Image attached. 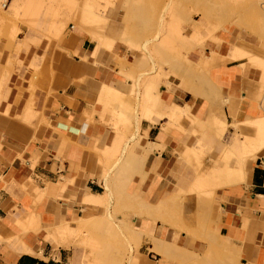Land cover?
<instances>
[{
	"label": "crops",
	"instance_id": "1",
	"mask_svg": "<svg viewBox=\"0 0 264 264\" xmlns=\"http://www.w3.org/2000/svg\"><path fill=\"white\" fill-rule=\"evenodd\" d=\"M28 2L9 0L11 18L0 22V264H98L99 250L112 243L85 232L105 222L98 217L102 214L110 219L106 227L121 235L107 257L121 264H264V146L243 166L238 162L245 137L255 143L264 135L263 24L226 23L216 33L219 41L207 40V46H199L201 54L193 55L207 63L203 77L198 78L202 67L196 65L182 77L163 78L154 122L142 118L140 125L145 84L137 74L132 127L122 124L117 130L106 123L113 120L103 103L106 86H131L133 79L119 70L123 60L132 63L142 56L119 39L125 0L109 11L107 26L99 25L106 26L110 43L101 45L92 37L97 28L91 24L92 35L70 22L58 36L64 18L54 14L66 0H43L33 13L25 9ZM193 32L189 27L187 34ZM195 34L204 37L203 29ZM238 49L241 56L235 54ZM173 104L189 109L178 121L167 116ZM213 107L223 111L227 131L237 132L238 139L189 123L188 116L213 118ZM114 137L121 139L118 163L111 162L113 151L106 149ZM228 146L233 158L225 156H232L224 151ZM131 149L139 157L133 172H126L122 165ZM202 176L198 185L205 178L226 185L200 191L212 197L211 202L203 199L209 204L198 210L209 213L206 226L192 221L175 226L154 216L158 211L152 207L190 191ZM89 193H107V209L89 202ZM119 196L136 211L122 225L112 210ZM82 217L90 220L81 228ZM183 251L195 257L185 258Z\"/></svg>",
	"mask_w": 264,
	"mask_h": 264
},
{
	"label": "rangeland",
	"instance_id": "2",
	"mask_svg": "<svg viewBox=\"0 0 264 264\" xmlns=\"http://www.w3.org/2000/svg\"><path fill=\"white\" fill-rule=\"evenodd\" d=\"M119 1L120 0H92V3L89 4L92 9L83 12L84 14L87 12L89 13L90 11L92 12L94 9L101 10L102 12H104L107 7L109 9L108 21H107L108 24L109 11L115 6V3ZM66 3L67 2L64 3V6L63 4L58 5L55 10V14L57 13L55 17L64 18L63 20L59 21L60 25L58 26L60 29L58 31L59 32L58 36H62L66 33L67 27L70 24V22H73L74 24L76 23V26H81L82 28L86 29L89 33H90L89 27L91 24L97 28L95 30L96 33H93V35L90 33L94 41L99 42L100 45L104 44L103 42H105L104 40H106L107 38V36L104 35L107 24L105 27L104 26L99 27V25L95 26L94 24L91 23V21L87 20L86 16H83L82 14H76L75 12H73L71 8H73L74 10V8L79 7L78 5L79 0H75L72 3H69V5L70 4L72 5V7H70L71 5L69 6L68 3L67 4ZM13 5L14 2L10 4L11 8L13 7ZM67 7H70V10L69 8L67 9ZM124 10L126 12L125 27L119 39L122 42H124L125 45H127V47L135 55L141 54L142 56L140 57V55H138L136 58L134 57V61L132 63H128V61L124 58L125 60H123V69L120 68L119 70L120 73H123L127 75L129 78L133 79V84L130 86V88H128L129 90L127 91L128 93L127 99L131 104L129 103H128L129 105L127 104L126 107L128 109L124 107L125 113L123 114L121 108H116L118 107V104L114 105L109 100L103 101L105 108L107 110L110 111L113 110L111 111L113 114V120L106 123L108 125H112L117 130L121 128L122 124H128L130 127H132L133 124L132 117L137 112V104H138L137 87H140L137 84L138 82L137 74H139L140 77H143L142 79H140L141 85L145 84V92L143 94V99L141 102V115L140 117L137 118V124L140 125V121L142 118H146L151 122H154L151 115L157 112L155 109L161 100L158 93V85L163 78H167L170 74H174L175 76L182 77L187 72L188 68L186 66V63L184 62H187L185 58L187 57L189 51H191L196 47L203 46L205 41L208 40L209 38L211 39L210 41L212 40L219 41L220 39L216 37L217 31L221 29L226 23L229 22H237L240 24L245 23L247 25L248 24L260 25L262 23L263 24L262 26H264V0H125ZM72 17H74V19H72ZM202 18L204 19L205 24L201 23ZM196 19L199 20L196 21ZM220 20L222 22L219 24L218 21ZM25 22L27 23V21ZM137 22H139V24H137ZM4 27L5 26L3 25L1 29H3ZM189 27H192L194 29V32L191 36L187 34ZM132 29L135 30L134 33ZM202 29H203L204 37L201 38L198 36L199 38L198 39L195 36L196 35L195 33L200 34ZM184 35L185 37H182ZM214 36L215 38H212ZM112 40L113 41L111 42V44H114V39ZM169 41H171V43ZM177 54H179L180 56ZM236 54H238V56H241L243 54V51L239 50V52ZM244 54L246 53L244 52ZM249 58L250 60L252 59V57ZM178 59L182 63H184L185 66L183 68L185 70L187 69L185 73L173 67V63L180 62L178 61ZM128 66H130L129 70H127ZM205 69H207V63L205 68H203V70L206 71ZM198 78L200 79L199 76ZM151 86L153 87L150 88ZM156 98L157 100H155ZM172 108H174V110ZM172 108L171 111L176 113V116L173 119L172 118L170 119L174 121H178L184 116V114H187L188 112V110L185 108L184 109L177 108V104H173ZM212 111L213 114L214 111L219 112L217 107H213ZM157 116L162 117L163 115L157 114ZM188 118L190 121L189 123L193 125H201V126L206 125L209 130L213 128L212 118L208 119L207 121H202L195 117L191 119L190 116H188ZM198 120L200 123H198ZM116 121L118 122L116 123ZM193 132L194 134H197L195 131ZM226 137L227 140H236L239 138L237 133L233 135V133H230L228 131L226 132ZM117 143L118 145L116 146L117 148L114 150V152H112L111 154L109 153L111 162L114 161L116 163H118L122 158L120 138L117 139ZM113 147L114 146L109 148V151H111ZM226 148L231 153V148L229 146ZM225 156L233 158L234 155L232 154V156H230L229 154L227 155L226 153ZM215 165L210 166L209 169L210 172H212L211 167ZM205 171L206 170L201 172V174L204 175ZM209 176H211V174ZM202 179H204L203 176L194 184L195 185L194 188L195 187L196 188L194 190L191 189L192 195L197 197L199 200V201L196 200V203L198 204L197 206L196 203H193L195 204L193 205L194 206L192 209L193 212L192 211L185 212V214L180 213L179 215L175 214L176 217L172 219L171 218V216L173 215L172 206L171 207L168 206L169 207L168 209H166L165 207L164 208L152 207L153 212L155 211V209L158 211L157 215L154 214L153 215L162 219L165 222H171L175 226H177L176 224L178 222L185 224V221L186 224L191 223V221L192 222L198 221L199 223L203 224L202 216L204 212L201 213V215L198 213V210L201 208L200 206H202V204L200 205V203L205 198H207L210 201L212 200V197L211 196L202 197L200 193L201 189L208 184H209L208 187L211 188V190L215 186H226V185L218 181L209 183L207 178H205L208 181L207 184L198 185V183ZM180 197L186 198L190 196L186 194L180 195V193L172 196L174 201H177V199H179ZM130 200L132 201L131 197ZM96 205L103 208L106 207L107 209L108 202L105 206L101 204L99 205L96 204ZM93 206L94 205H90V204L88 205L89 208H92ZM202 208L204 209V207ZM112 210L115 216L121 219V221L119 222L121 225L125 223L124 220L127 221L126 219H128L127 217H129V215H132V213H136L135 208L122 202L120 196L116 197L115 203L112 206ZM130 212L132 213L129 214ZM196 213H198V216L196 215ZM98 217L101 221L105 220V222L104 223L101 222V225L96 229L87 230L85 232L86 236L105 237L107 239V242L109 241L112 244L102 246L103 248L99 250L100 253L97 256L99 257V260H97V262L98 264H121V261L115 262L111 258L107 257V252L111 251V249L114 248L116 245L117 235L121 236L119 230L112 228L108 229L106 227L105 223L110 220V219L108 220L107 214H102L99 215ZM209 219H210V215L207 216L208 221ZM180 230L185 231V228H180Z\"/></svg>",
	"mask_w": 264,
	"mask_h": 264
},
{
	"label": "bare ground",
	"instance_id": "3",
	"mask_svg": "<svg viewBox=\"0 0 264 264\" xmlns=\"http://www.w3.org/2000/svg\"><path fill=\"white\" fill-rule=\"evenodd\" d=\"M43 0H29V2H28V5L26 6L27 8H25V9H27V12H29V13H33V12H36L38 9H39V6H40V4H41V2H42ZM68 0H66V2H67ZM7 3H8V0H0V22L1 21H3V20H5V18H7V16H8V14H7V12H6V6H7ZM64 3L65 2H62V4H63V6H64ZM68 3V2H67ZM66 3V4H67ZM92 3V0H79V7H76V8H74V10H73V8H71V10L73 11V12H75L76 14H82L83 16H86V18H87V20L88 21H91V23L92 24H94L95 26H98V25H101V24H107V21H108V8L106 7V9H105V11L104 12H102L101 10H93L92 12L90 11L89 13L87 12V13H85L84 14V12L83 11H86V10H91L92 8H91V6L89 5V4H91ZM65 4V5H66ZM68 5H69V3H68ZM71 5V4H70ZM69 5V6H70ZM77 5V6H78ZM93 5V4H92ZM67 6V5H66ZM70 7H72V5L70 6ZM70 7H67V9L69 8V10H70ZM66 8V7H65ZM78 8V9H77ZM97 9V8H96ZM10 11H12V10H10ZM14 13V12H13ZM57 14V13H56ZM56 14H54V15H56ZM15 15H17V14H15ZM34 16H36V15H34ZM13 17H14V15H13ZM37 17V16H36ZM8 18H11V16L9 15L8 16ZM55 18V17H54ZM53 18V19H54ZM72 19H74V17H72ZM135 19V18H134ZM137 19H138V17H137ZM142 19V18H141ZM19 20V19H18ZM137 21V20H136ZM54 22V21H53ZM134 22V21H133ZM219 22V24L222 22L221 20L220 21H218ZM134 24V23H133ZM137 24H139V22H137ZM75 25H76V23H75ZM54 26H56V24H54ZM133 26V25H132ZM139 26V25H138ZM221 28V27H220ZM136 29V28H135ZM133 30V33H134V29H132ZM132 30H131V32H132ZM126 34H127V32H126ZM125 34V35H126ZM209 36V35H208ZM182 37H185V35L184 36H182ZM217 37V36H216ZM212 38H215V36L214 37H212ZM102 40V39H101ZM170 40V39H169ZM192 40V39H191ZM204 40V39H203ZM208 40H211L210 38L208 39ZM105 41V40H104ZM173 41V40H172ZM201 41V40H200ZM102 42V41H101ZM170 43H171V41H169ZM104 43H107V42H104ZM197 43V42H196ZM204 43V42H203ZM107 44H110V43H107ZM202 44V43H201ZM208 45V42H207V40H206V42L204 43V46H207ZM108 46V45H107ZM191 46V45H190ZM201 47H203V46H201ZM239 50L241 51V49H238V50H236L237 52H239ZM180 54V53H179ZM179 54H177V55H179ZM201 54V49L199 48V47H196V48H194V49H192L191 51H189V53L187 54V59L185 58V60L187 61V62H184V63H186V66H187V68H189L190 66L191 67H193V66H196V65H200L201 67H202V70H200L199 69V71H202V72H200V73H198L197 74V76L199 75V77H203V73H204V70H203V68H205V66H206V63H204L205 61L202 59V58H200L199 60H197L193 55H200ZM236 54V53H235ZM234 54V55H235ZM182 55V54H181ZM180 56V55H179ZM236 56V55H235ZM237 56H238V54H237ZM234 58V57H233ZM178 61H180L179 59H178ZM175 62V61H174ZM184 63H182L181 61L180 62H175V63H173V67L174 68H177L178 70H180L181 72H183V73H185L186 72V70L183 68L185 65H184ZM198 71V72H199ZM188 74V73H187ZM35 76H36V74H35ZM204 78H205V76H204ZM153 83V82H152ZM124 86V85H123ZM128 85H126L124 88H123V90H118V89H116V88H113V87H111V86H106V90H105V92H107V96H106V99H107V101L109 100L111 103H113L114 105H117L118 104V107H116V108H121L122 109V111H123V114L125 113L124 111H125V108L124 107H126L127 106V104L129 103V100L127 99L128 98V96H127V91L129 90L128 88H130V86L129 87H127ZM216 86V85H215ZM153 86H151L150 88H152ZM27 88V87H26ZM33 88V87H32ZM216 88H217V86H216ZM217 90V89H216ZM215 90V91H216ZM214 91V92H215ZM218 91V90H217ZM211 93V92H210ZM219 93V91L217 92V95H221L220 93ZM216 94V93H215ZM210 96H211V98H213L214 99V96H213V90H212V94H210ZM215 97H216V95H215ZM223 98V97H222ZM28 99H30V98H28ZM155 100H157V98L155 99ZM214 100H216V99H214ZM156 102V101H155ZM154 102V103H155ZM193 103V102H192ZM129 104H131V103H129ZM128 104V105H129ZM146 105V104H145ZM188 106V105H187ZM185 107V106H184ZM191 107V106H190ZM127 108V107H126ZM171 108V107H170ZM177 108H179V109H184L183 107H181V106H179V105H177ZM185 108H187V107H185ZM189 108V107H188ZM128 109V108H127ZM173 110H174V108H172ZM119 110V109H118ZM189 110V109H188ZM111 111H113V110H111ZM116 111V110H115ZM127 111V110H126ZM128 111H130V110H128ZM169 111V110H168ZM162 112V111H161ZM158 113H160V112H158ZM162 114V113H161ZM117 115V114H116ZM164 115V114H163ZM167 116H169L170 118H174L175 116H176V113H174L173 111H169V112H167ZM119 117V116H118ZM117 119V118H116ZM115 122V121H114ZM118 121H116V123H117ZM198 123H200L199 122V120H198ZM212 126L213 127H215L216 128V134L218 135V136H222L226 131H227V128H228V122H227V119L225 118V116H224V113L222 112V111H220V112H216V111H214V114H213V118H212ZM236 126V125H235ZM237 128V127H236ZM214 129V128H213ZM237 133V132H236ZM115 138V137H114ZM113 138V141H112V145L111 146H107L106 147V149H108L109 150V148H111L112 146H114L113 148H112V151L114 152V150L117 148L116 146L118 145V143H117V139L118 138H115L114 139ZM252 137H250V136H246L245 137V139H246V141L244 140V142H246L245 143V149H244V156H243V159H238V162L239 163H241V165L243 166L246 162V158H248V157H250L251 155H253V154H256L260 149H261V147L262 146H264V135L262 136V137H260V138H258L259 140L257 141V142H250L252 139H251ZM137 144H138V142L137 143H135V145H136V147H137ZM134 145V146H135ZM135 147V148H136ZM134 148V147H133ZM134 148V149H135ZM103 150V149H102ZM101 150V151H102ZM107 150V151H108ZM106 151V153L107 154H109L108 152ZM224 151H226V152H229V150L227 149V148H225V150ZM130 155H129V157L130 158H128V156L126 157V159H125V161L122 163L123 165L122 166H124L125 168H126V172H128L127 171V169L129 170V169H131V171H132V169L133 168H131V167H133L134 166V161H135V163H136V160H137V157H139V156H136V154L133 152V150L131 149L130 151ZM104 153H105V151H104ZM105 153V154H106ZM138 154V153H137ZM232 154V153H231ZM136 158V159H135ZM141 158V157H140ZM142 161H140V163H141ZM143 164V163H142ZM133 165V166H132ZM121 166V167H122ZM125 168H123L122 167V169H125ZM121 169V170H122ZM122 172L124 173V171L122 170ZM122 172H120L121 174H122ZM133 172V171H132ZM128 174V173H127ZM121 176H123V175H121ZM122 178V177H121ZM125 178V179H124ZM128 177H126V174L123 176V179L124 180H126ZM208 181H209V183H211V182H214V180H212V179H208ZM208 181L207 180H204L201 184L203 185V184H207L208 183ZM209 185V184H208ZM194 186L195 185H193V190L196 188H194ZM192 190L189 192H179L180 193V195H182V194H186V195H189L190 197H186V198H179V199H177V201H174L173 200V198H172V196H171V198H169L168 200H164V201H162V202H159L158 203V205L157 206H154L155 208H166V209H168L169 207L168 206H172V209H173V215L171 216V218L173 219L174 217H176V215L178 214H180V213H182V214H185V212H190V211H192V209H193V205H195V204H193V203H196V200H198V198L197 197H195L194 195H192ZM96 194V193H95ZM206 195V194H205ZM174 196V195H173ZM110 197V196H109ZM137 198H139V197H137ZM202 198V197H201ZM141 199V198H140ZM140 199H139V201H140ZM199 199H200V197H199ZM87 200L89 201V202H91V203H99V204H101V205H103V206H105L106 204H107V202H108V195H107V193H103V194H96V195H90V193H89V197L87 198ZM138 200V199H137ZM142 201V200H141ZM199 201V200H198ZM143 202V201H142ZM141 202V203H142ZM207 202V201H206ZM205 202V203H206ZM210 202H211V200H210ZM140 203V204H141ZM200 203V202H199ZM204 202L203 203H200V205L201 204H205ZM207 204H209V202L208 203H206L205 205L207 206ZM198 204L196 203V206H197ZM199 205V206H200ZM203 205L202 206H200L201 208L200 209H202V207H203ZM148 206H149V204H148ZM150 207H152V205L150 206ZM179 210V211H178ZM193 212V211H192ZM195 212V211H194ZM176 214V215H175ZM200 214V213H199ZM87 215V214H86ZM196 215L198 216V213H196ZM207 216H208V213L206 212V211H204V214H203V216H202V222H203V225L204 226H206L205 224H206V222H207ZM87 217V216H86ZM185 217V216H184ZM198 219V218H197ZM89 220H90V217H89V219L87 218H80L79 219V222L81 223V225L79 224V226L81 227H83V226H85L88 222H89ZM196 220V219H195ZM198 222V221H197ZM177 225V224H176ZM81 227V228H82ZM57 229L58 228H56V229H53V230H49V232H50V234H53L55 231H57ZM80 229V228H79ZM52 236V235H51ZM184 252V257L185 258H187V256L188 255H190V256H194L195 257V254L194 255H191L189 252H186V251H183ZM207 255V254H206ZM197 259V258H196ZM200 259V258H199ZM205 259V258H204ZM208 258L206 257V260H207ZM195 260V259H194ZM191 261V260H190ZM194 262V261H193ZM197 262V261H196ZM187 263V262H186ZM195 263V262H194ZM188 264V263H187Z\"/></svg>",
	"mask_w": 264,
	"mask_h": 264
}]
</instances>
